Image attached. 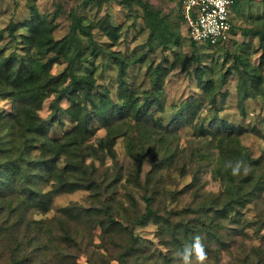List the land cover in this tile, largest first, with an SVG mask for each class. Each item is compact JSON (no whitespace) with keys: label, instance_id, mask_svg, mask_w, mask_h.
Masks as SVG:
<instances>
[{"label":"trees","instance_id":"1","mask_svg":"<svg viewBox=\"0 0 264 264\" xmlns=\"http://www.w3.org/2000/svg\"><path fill=\"white\" fill-rule=\"evenodd\" d=\"M135 1L143 9L149 41L160 38L159 45H169L168 21L147 1ZM247 1L234 4L231 13H240ZM71 16L68 34L55 40L54 26L32 8L30 18L18 26L26 31L22 55L8 56L0 50V99L11 101V113L4 116L0 127V264H78L81 257L85 264H183L178 253L197 237L206 257L203 261L193 258L191 264H264L262 245L243 246L241 239L235 245V238L248 237L247 230L259 234L264 229L262 212L254 219L243 212L249 205L256 209L264 203V152L253 158L239 139L246 129L218 116L226 98L221 87L228 73L220 74V82L214 84L199 69V96L181 100L165 125L159 116L154 117V112H165L162 68L155 66L148 72L151 90L141 93L142 100L132 98L135 92L129 69L140 59L111 49L119 39L117 28L104 19L88 21L77 12ZM261 21L241 32L258 38L257 66L250 63L249 56L235 55L240 105L247 98L264 99V31L257 27L264 26V18ZM15 27L11 26V33ZM94 29L102 30L111 46L97 43ZM232 34L233 25L230 37ZM190 41L216 49L227 44ZM178 42L176 38L172 43ZM101 58L103 65L111 62L115 66V98L95 75L96 60ZM60 62L67 67L55 78L52 68ZM51 97L50 115L41 118L39 111ZM62 102L67 103L66 108L61 107ZM203 103L213 107L214 114L207 124L205 117L199 119L194 133L205 147L215 149L211 176L222 189L215 194L200 193L199 166L184 188L168 190L163 172L174 169L187 174L172 131L191 125ZM63 118L71 128L52 137L51 130L63 125ZM94 122L104 130L96 142ZM6 133L8 139H4ZM119 137L126 141L127 167L118 162L114 150ZM108 158L112 165L104 168ZM148 158L152 165L142 175ZM237 159L246 162L248 171L234 176L226 164ZM75 191L87 192L85 204L70 203L47 217L57 196ZM188 192L194 194L188 204L173 206L178 203L177 195ZM147 224L156 227L164 252L152 251L135 233ZM259 238L264 239V234ZM224 252L229 257L226 260Z\"/></svg>","mask_w":264,"mask_h":264},{"label":"rangeland","instance_id":"2","mask_svg":"<svg viewBox=\"0 0 264 264\" xmlns=\"http://www.w3.org/2000/svg\"><path fill=\"white\" fill-rule=\"evenodd\" d=\"M145 1L155 9L160 17L168 21L170 28L166 32V37L170 42L169 45H159L160 38H153L154 40L149 41L150 33L144 25L143 9L135 0H0V50L8 56L19 57L22 55L21 40L26 31L18 26L30 18L32 8L37 10L40 18L44 19L46 23L54 26L52 34L55 40H61L68 34L71 15L74 12L83 15L88 21L107 20L117 28L119 39L114 46H111V42L105 33L100 29H94L92 33L96 42L108 44L112 50L120 52L128 58L140 59L129 69V82L135 92L132 98L140 101L143 98L141 93L151 90L148 72L155 66H160L165 73L163 82L165 112H154L156 114L154 117L159 116L166 125L171 115L177 110L181 100L199 96L200 88L196 79L199 69L205 73L204 78L208 75L214 79V84L220 82L218 79L220 74L228 73L221 87V92L226 94V98L218 116L229 123L244 127L246 131L239 137L241 145L250 152L253 158L260 156L264 152V99L260 96L255 99L247 98L242 105L239 104L237 88L239 85V66L234 63V59L238 53L245 58L249 56L250 63L257 66L261 52L258 49V38L256 35L244 36L241 32L255 28L256 24L262 23L260 19L264 18V0H249L242 5L240 13L236 15L231 13V23L234 26L235 34H232L225 46L217 49L191 43L184 22L180 18L178 0ZM254 19L256 23L253 22ZM257 19H259L258 22ZM83 24L87 25V21H83ZM13 25L16 27L11 33L10 29ZM257 27L264 31V26L257 25ZM176 38H178V44L172 43ZM247 45L249 49H246ZM142 57L144 58L142 59ZM102 63L103 58L96 60L95 75L101 84L109 88L112 97L115 98V66L111 62L107 65ZM66 67V62H60L52 68V74L58 78ZM52 99L51 97L44 101L39 111L41 118L50 115L49 104ZM61 107L66 108L67 103L62 102ZM217 107H219L218 103ZM200 109V115L191 125H181L178 130L172 131L175 138L174 145L177 146L187 164V174L181 175L174 169L163 172L164 183L168 190L177 192L184 188L190 183L193 170L199 166H201L199 170L200 185H202L199 189L200 193L215 194L222 189L219 181L214 180L211 176L215 163V149L210 146L205 147L204 141L198 139L194 133V125L199 123V119L205 117L204 122L207 124L214 114V110L206 103H203ZM10 113L11 101L0 99V127L5 120L4 116ZM63 120V125L57 124L51 130L50 135L52 137H59L65 130L71 128L68 120L66 118ZM93 126L96 128L93 137L96 142L97 139L104 136V130L99 127L97 122H94ZM9 136L6 133L4 139H8ZM209 148L210 155L205 159ZM197 149L200 150L199 153H196ZM114 150L118 162L124 167L129 166L130 160L126 154V141L123 137L116 140ZM152 162L151 158L146 160L142 168V175L150 170ZM104 165V168L110 167L112 165L111 160L106 159ZM136 194L139 195L137 192ZM87 196L86 191H75L57 196L47 217H51L57 208L67 206L70 203L85 204ZM177 198L178 203L173 206L184 207L194 198V194L188 192L177 195ZM254 208L253 205H249L243 210L247 218H257L259 212L264 214V203L261 202L258 208ZM135 233L141 242L152 251L164 252L156 237V227L152 224L136 228ZM247 233L248 237L235 238L236 246L241 239L243 246L262 245L264 247V239L259 238L264 234V229L259 234H254L253 230H247ZM222 256L224 260L229 258L225 252ZM78 264H85L84 257L78 260ZM110 264L117 263L112 261Z\"/></svg>","mask_w":264,"mask_h":264},{"label":"built area","instance_id":"3","mask_svg":"<svg viewBox=\"0 0 264 264\" xmlns=\"http://www.w3.org/2000/svg\"><path fill=\"white\" fill-rule=\"evenodd\" d=\"M245 0H179V11L190 40L223 45L231 33V8Z\"/></svg>","mask_w":264,"mask_h":264},{"label":"clouds","instance_id":"4","mask_svg":"<svg viewBox=\"0 0 264 264\" xmlns=\"http://www.w3.org/2000/svg\"><path fill=\"white\" fill-rule=\"evenodd\" d=\"M226 167L230 168L231 174L234 176L241 173V171H248V166L242 159H237L234 162L228 161ZM178 254L182 258L183 264H191L193 258L203 261L206 257L204 246L200 243L199 237L195 239L190 247H185Z\"/></svg>","mask_w":264,"mask_h":264}]
</instances>
